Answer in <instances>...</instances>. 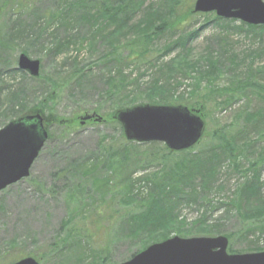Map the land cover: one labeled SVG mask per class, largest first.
I'll list each match as a JSON object with an SVG mask.
<instances>
[{
  "label": "rangeland",
  "instance_id": "obj_1",
  "mask_svg": "<svg viewBox=\"0 0 264 264\" xmlns=\"http://www.w3.org/2000/svg\"><path fill=\"white\" fill-rule=\"evenodd\" d=\"M136 2L142 4L127 25L115 26L107 15L98 14L132 8ZM162 2L0 0V128L35 111L68 121H50L49 140L29 177L0 193V264L25 257L39 264H96L102 245L108 249L105 263L120 264L140 249L150 232L169 238L226 236L228 249L234 250L227 249L230 254L264 251V225L248 221L258 210L264 212V119L250 116L264 110V101L254 89L231 98V90L243 85L250 70H264V27L251 28L215 12H194L195 0H177L161 20L156 12ZM21 30L25 33L16 36ZM175 42H186V48L174 47ZM22 52L40 61L38 77L19 69ZM178 57L204 63L218 59L219 72L211 70L213 83L199 82L195 72L187 76L174 71ZM167 67L169 80L162 77ZM157 80L165 84L163 97L181 102L169 105L200 110L205 119L204 138L187 153L193 163L184 162L181 170L189 173L197 166L208 171L206 151L216 146L222 151L209 191H200L197 180L191 183L193 192H199L193 193L195 198L183 183L177 191L178 181L168 171L171 164L162 170L164 144L127 141L120 123L110 117L135 101L151 104L148 100L158 96L153 90ZM258 80L264 83L262 77ZM112 82L116 88L109 91ZM85 114L103 120L81 124ZM222 128L234 136V147H240L236 158L213 140ZM150 153L156 160L146 165ZM95 163L91 173L82 174ZM126 176L133 180L131 190ZM258 176L259 194L250 186ZM107 178L111 184L102 197L95 184ZM151 195L154 200L166 196L171 206L163 202L162 208L153 209ZM145 213H170L177 220L173 225L131 226V216ZM211 226L224 233L208 235ZM67 236V248H61Z\"/></svg>",
  "mask_w": 264,
  "mask_h": 264
},
{
  "label": "water",
  "instance_id": "obj_2",
  "mask_svg": "<svg viewBox=\"0 0 264 264\" xmlns=\"http://www.w3.org/2000/svg\"><path fill=\"white\" fill-rule=\"evenodd\" d=\"M194 12H216L219 17L264 25L263 0H195ZM18 67L37 77L40 61L22 52ZM128 141L160 142L171 151L187 150L202 138L205 121L200 110L184 105L140 104L119 109L114 114ZM102 117L86 114L87 120ZM49 133L40 112L14 119L0 128V192L28 177ZM226 236L181 238L174 236L153 243L120 264H264V251L230 254ZM13 264H39L25 257Z\"/></svg>",
  "mask_w": 264,
  "mask_h": 264
},
{
  "label": "trees",
  "instance_id": "obj_3",
  "mask_svg": "<svg viewBox=\"0 0 264 264\" xmlns=\"http://www.w3.org/2000/svg\"><path fill=\"white\" fill-rule=\"evenodd\" d=\"M79 1V0H78ZM176 1L175 0L174 2H172V0H163L162 4L159 5L158 9H157V12H156V16L161 20L164 18L166 12L169 10L170 7H172L173 5L176 4ZM80 2H83V0H80ZM85 2V0H84ZM141 2H136L134 4V6L132 8H125L123 10L124 7H121L119 6L117 9L115 8L114 10H112L109 14H107L104 10L102 11H98V14L100 13L101 15L100 16H104V15H107L104 16V18H106V20L108 22H111L113 23V25L115 26H118V25H127L131 18L134 16L135 12L137 11L136 9V5H141L140 4ZM166 7V8H165ZM156 11V10H155ZM154 11V12H155ZM219 19V18H218ZM221 19V18H220ZM96 23H99L100 20L99 19H95ZM247 25V24H246ZM251 28H262L264 27L263 25L261 26H253V25H247ZM159 29V28H158ZM158 29H156V32L158 31ZM24 30H21V31H18L16 32V36H22L24 34ZM175 46H181L182 47H185L186 48V42H182V43H179V42H175L174 43V47ZM173 48V47H172ZM171 48V49H172ZM170 49V48H168ZM171 51V50H169ZM184 57V56H182ZM181 58V57H178V59ZM177 59V60H178ZM183 59V58H181ZM180 59V60H181ZM180 60H178L177 62H179ZM203 60V59H202ZM175 69V67H174ZM213 70L214 72H219V69H218V59H215V58H209L207 60L206 63H204V61L200 62V63H197L195 65L193 64H189L186 66L185 68V72L183 74L187 75V76H191V73H194L196 76H198V81H202L204 80L205 82H210V83H213L211 82L212 80H214L213 78V72L211 71ZM166 71H168V67L167 69L163 70V73H162V77L164 79H170V77H168V74ZM258 77H262L264 79V70H259V71H253V70H250V73L248 76H246L245 80L242 81L241 83H243V85L241 87H239V89H235V90H231V98H235L236 96H240V95H243L245 93V91H248V90H253V92L255 91L256 95L262 100L264 101V83H260V81L258 80ZM107 82V80H106ZM164 82L162 80H157V82L155 83V89H153L155 91V94H158V96L154 97L156 99H150L148 100L149 102H151V104H154V105H160V103L162 104H171V103H181V102H176L177 100H173V98H166V97H163L165 95V92H166V89H165V84H163ZM115 82H112V83H109L107 85V90L109 91H113L116 87H115ZM200 90V89H199ZM198 90V91H199ZM208 94H216L215 91L213 90H209L208 91ZM180 98L179 100H183L184 98L183 97H178ZM137 102H132L131 104H128V105H124V107H128V106H133L135 105ZM36 112H40L41 111H35ZM25 115H28V114H22V115H17L15 119L17 118H20V117H23ZM114 112L110 115V117L114 120ZM203 115V114H202ZM251 117H255L259 120H263L264 119V110L263 109H260L259 111H256L255 114H250ZM75 120V119H73ZM71 120V121H73ZM50 121H58L59 125H65L68 123V121H66L65 119H49L48 117L45 118V124H46V127L47 129L49 128V126H51V123ZM70 121V122H71ZM250 121V120H249ZM250 123V122H249ZM242 132V131H241ZM204 138V137H203ZM213 140L217 141L218 144L220 146H222L223 149H225L226 153H228V156L232 157L233 154H234V157L233 158H236L235 157V154H236V151L240 150V147H234V143H236L235 139H234V136L229 132L227 131L225 128H222V129H218L214 132L213 134ZM201 142V141H200ZM200 142L198 144H200ZM151 144H158V142H151ZM195 145L194 147H192L191 149H188V150H183V151H180V152H173V151H170L166 146L163 148V150L166 152L165 154H163V157L161 158V162H162V165L165 166L162 170H166L168 169L167 166L168 165H172L173 168H170V170L168 171H171L173 176H175L176 180L178 181V184H177V191L179 190V183H183L185 184L186 186V189L188 191V193H191V195H193V198L197 197L198 195H194L193 193H196V194H199V192L196 190L195 192H193V188L195 187L194 185H191V183L195 180L199 181V184L200 185V191L204 192L206 190L209 191V189H207L208 187H210V181L213 179L214 177V173H215V169H216V166L219 165L220 163V157H221V152L222 151H219V149L217 148V146L215 147V151L213 149H210V150H207L206 151V155L204 157L205 160H207V166L210 168L208 171H203L200 167H197L195 166L194 170L190 171L189 173H184L182 170H181V167L180 165L184 164V162L188 161L190 163H193L192 160H189L186 159L187 158V153L190 152V150H192L193 148L197 147L198 146ZM213 145V144H212ZM176 153H179V154H184L182 157H180L179 159L178 158H172V156ZM232 158V159H233ZM156 160V156L152 153H150V156H148V158L145 160V163L146 165L148 164H151L153 163L154 161ZM99 163H95V164H92V165H89V166H85L84 167V170L82 172V174H85V175H88L89 173H91L95 168L96 166L98 165ZM259 165V163H253L252 165ZM106 166H108L106 164ZM110 169V168H109ZM112 170V169H111ZM185 171H187V169H185ZM160 173H155L154 175H151V178H150V181L151 183L156 179V177L159 175ZM125 181L127 182V188L128 190H131L132 189V181L131 178L129 176H126L125 177ZM258 181H259V176L255 178V181H252L250 184V186H253V192H259V185H258ZM110 184H111V180L110 179H104V180H101V181H98L95 186L97 188V191L99 192V194L101 193V196L104 197L106 192H107V189L110 187ZM242 189H240L241 191ZM162 195L164 194V190H162ZM169 194V193H167ZM259 194V193H258ZM160 196L158 199L154 200V195H151V200H152V203L151 206L153 207V209H160L162 208L163 205H159L160 203H163L165 204V206H171L169 204V201L167 200V197H163V196ZM171 196V195H170ZM170 197H168L169 199ZM87 200H90V199H84L83 202H86ZM145 200V199H143ZM147 200V199H146ZM143 204H146L148 205V203L145 201ZM177 220V217L174 216V215H170V213L167 215V214H163V215H156V216H153L151 213H148L144 216H131L130 217V223H131V226H133L134 228H137L138 229V225L141 224V223H146V224H149V225H153V224H160L161 223V226H163L164 224H168V225H173L174 221ZM250 222H256V223H259V224H262L264 225V212H256L254 215L251 216L250 220H248ZM221 230L218 228V227H215V226H211L210 228H208V235H220V234H223L224 232H220ZM247 231V230H246ZM207 233V231H206ZM246 234H244L243 236H245ZM169 236H159V235H155L153 232H150L148 234V238L146 240H143L141 241L140 243V249L137 250L136 252L132 253L131 256H133L134 254H136L137 252H139L140 250H143L144 248H146L149 244L153 243V242H156V241H162V240H166L168 239ZM69 239V236L65 237L63 239V242H62V246L61 248H64L66 249L67 246L65 247L64 245H66L67 241ZM80 242L83 240L81 239V237H79L78 239ZM59 249V248H58ZM62 250V249H61ZM228 251H230L231 253H234V250L232 249V247H229ZM58 252V250H57ZM107 253H108V249H107V246L106 245H102L101 247H98L97 248V256H98V260H97V263L96 264H107L105 263V256H107ZM104 257V258H103Z\"/></svg>",
  "mask_w": 264,
  "mask_h": 264
},
{
  "label": "bare ground",
  "instance_id": "obj_4",
  "mask_svg": "<svg viewBox=\"0 0 264 264\" xmlns=\"http://www.w3.org/2000/svg\"><path fill=\"white\" fill-rule=\"evenodd\" d=\"M201 61H202V59L193 61V60H190V59L183 58L177 63V65L175 66L174 71L175 72H180V73L183 74L185 72V68H186L187 65H189V64L195 65L197 63H200ZM191 74H193V73H191Z\"/></svg>",
  "mask_w": 264,
  "mask_h": 264
}]
</instances>
